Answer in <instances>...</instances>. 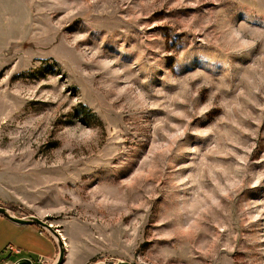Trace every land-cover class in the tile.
I'll return each instance as SVG.
<instances>
[{
  "label": "rangeland",
  "instance_id": "rangeland-1",
  "mask_svg": "<svg viewBox=\"0 0 264 264\" xmlns=\"http://www.w3.org/2000/svg\"><path fill=\"white\" fill-rule=\"evenodd\" d=\"M0 194L63 264H264V0H0Z\"/></svg>",
  "mask_w": 264,
  "mask_h": 264
},
{
  "label": "crops",
  "instance_id": "crops-1",
  "mask_svg": "<svg viewBox=\"0 0 264 264\" xmlns=\"http://www.w3.org/2000/svg\"><path fill=\"white\" fill-rule=\"evenodd\" d=\"M0 199L2 202L6 201L1 194ZM41 230L42 229L37 225H20L0 215V264H10L13 262L10 258L16 255L10 254L6 251V246L9 243H14L22 247L23 253L25 251L27 253L26 257L32 256L33 258H36L37 254H43L42 246L44 244L39 241H44L47 248H49L48 245L52 243L49 238L46 239V232ZM53 251L55 252V250ZM48 255L50 254H47L46 256Z\"/></svg>",
  "mask_w": 264,
  "mask_h": 264
},
{
  "label": "water",
  "instance_id": "water-1",
  "mask_svg": "<svg viewBox=\"0 0 264 264\" xmlns=\"http://www.w3.org/2000/svg\"><path fill=\"white\" fill-rule=\"evenodd\" d=\"M0 215L6 217L10 221L20 224V225H37L44 232L51 236L54 242L58 246V253L54 260L49 264H63L66 257L67 246L65 239L62 237V233L58 228H56L51 222L47 219H43L35 214H28L24 216L17 215L11 208L8 206L0 204ZM11 264H36L31 257H20L17 260L13 261ZM111 264H133L128 260H118Z\"/></svg>",
  "mask_w": 264,
  "mask_h": 264
},
{
  "label": "built area",
  "instance_id": "built-area-1",
  "mask_svg": "<svg viewBox=\"0 0 264 264\" xmlns=\"http://www.w3.org/2000/svg\"><path fill=\"white\" fill-rule=\"evenodd\" d=\"M6 251H8L10 254L21 255L23 253V248L14 243H9L6 246ZM35 259H36V262H35L36 264H48L49 262L48 256L43 255V254H37Z\"/></svg>",
  "mask_w": 264,
  "mask_h": 264
},
{
  "label": "trees",
  "instance_id": "trees-1",
  "mask_svg": "<svg viewBox=\"0 0 264 264\" xmlns=\"http://www.w3.org/2000/svg\"><path fill=\"white\" fill-rule=\"evenodd\" d=\"M0 204L5 205V206H8V207H10V208L13 209V205H12L11 203H4V202H2V201L0 200ZM19 257H20V255H19ZM19 257H18V258H19ZM21 257H22V256H21ZM30 257L33 259L34 262H36L35 258H33L32 256H30ZM18 258H17V259H18Z\"/></svg>",
  "mask_w": 264,
  "mask_h": 264
},
{
  "label": "bare ground",
  "instance_id": "bare-ground-1",
  "mask_svg": "<svg viewBox=\"0 0 264 264\" xmlns=\"http://www.w3.org/2000/svg\"><path fill=\"white\" fill-rule=\"evenodd\" d=\"M63 237V239H64V236H62ZM66 242V241H65ZM67 246V245H66Z\"/></svg>",
  "mask_w": 264,
  "mask_h": 264
}]
</instances>
